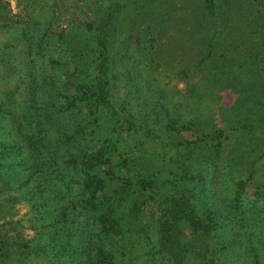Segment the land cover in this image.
<instances>
[{
  "label": "trees",
  "instance_id": "1",
  "mask_svg": "<svg viewBox=\"0 0 264 264\" xmlns=\"http://www.w3.org/2000/svg\"><path fill=\"white\" fill-rule=\"evenodd\" d=\"M174 1L16 0L11 14L0 0L13 44L0 46V78L15 74L0 92V196L27 208L18 221L0 209L13 233H0V264H264V0ZM123 25L153 36L156 57L175 32L165 67L194 68L169 96L147 67L142 117L116 89ZM223 108L213 132L181 123ZM219 168L227 185L211 201Z\"/></svg>",
  "mask_w": 264,
  "mask_h": 264
},
{
  "label": "rangeland",
  "instance_id": "2",
  "mask_svg": "<svg viewBox=\"0 0 264 264\" xmlns=\"http://www.w3.org/2000/svg\"><path fill=\"white\" fill-rule=\"evenodd\" d=\"M3 1L8 4L6 8L7 11H10L11 14L16 13L17 11L16 10V0H3ZM187 1L188 0H176L173 2V5L175 6L176 10L184 9ZM161 3L165 5L163 0ZM141 11H143L141 8H137L136 10H134L133 13L135 14L136 18L139 17L140 19L139 22L137 23L135 22V23L138 27L142 26L144 29H146L149 25V20L147 19L146 21H144V19H141V16H142ZM120 29H121L120 34L122 35V43L124 45L120 46L119 48L120 51L118 52L119 54H117L114 58L113 72L115 73L117 80L120 82L116 84V89L118 93H120L123 96L122 93H125V89L128 87V89L131 92L129 96L127 97L131 103L130 113L131 115H138L142 117V115L139 112V108L136 107L138 105V100L141 98L143 91H145L147 88L152 89V86H151L152 82L149 78L150 74L147 75L148 74L147 67L152 66L155 68V71L150 72L152 74V77L154 78L155 89L162 91L164 95L170 96V94L172 93H178L185 88V85L190 84V82L186 80L184 76L182 75L185 69L183 70V68L182 67L180 68L179 66L175 69H167L164 65L165 61L168 59V56L171 57V53L178 50L180 48L179 45L182 46L183 44L181 43L180 40H179L180 42H178L177 39L175 40L173 39V35H176V34L175 32H172L171 36H168L166 38L162 37L160 41L157 40L158 42L154 44V45H158V48H160L159 53L156 57L153 54V52L149 53V51L151 50L150 42L151 41L154 42V39H151V37L153 36H142V37L134 36L133 38L132 37L129 38L128 26L125 27L123 25L121 26V28H119V30ZM178 29L179 28L177 27V30ZM9 40H10V36L8 35V33L4 34L0 32V46L5 45L7 43H8L7 45L12 46L13 44ZM123 53H125V57L127 58L126 61L127 62L130 61V65L128 64L126 65L125 59H121V55H123ZM15 59H16V62L19 60V58L16 57L12 59V61H14ZM218 68H217V71H221ZM205 69L207 68L205 67ZM185 71L187 72V74L189 73L191 74L194 71V68H191V69L188 68ZM199 71L201 70L199 69ZM202 72L203 74L205 73V71H202ZM1 74L2 72L0 71V75ZM2 76H4V79L2 80L0 78V92L6 89H10L12 87L11 80L13 79L15 74L6 73V74H3ZM148 81L150 84H148ZM222 83H224V81ZM213 89L218 94L221 93V96L223 95L220 100V104L222 106L223 105L227 106L230 102H232L233 95L228 93V91L221 89L219 87L213 88ZM213 89L211 90L212 92H213ZM207 90L208 88H206V96H207ZM134 93L137 95H135ZM218 94H214V95H218ZM189 95L193 97L191 92L189 93ZM16 100L17 102H20L17 96H16ZM220 104L215 103L217 107ZM190 106H178V107L181 109V114H184L182 113V111L186 110V108H189ZM202 110H203V107L201 111ZM186 115L189 116V118H186L187 116L182 115L183 119L181 120V123H186L189 121L193 123L195 126L197 124V127L201 128L200 130L210 133V132H213L216 127V124L210 121H214L215 118H217V120L220 123L227 124L228 120H226V117L230 116V113H228V111H224V108H223L222 110H219V112L214 117L213 116L209 117L205 115L204 117H201V115L197 111H194L193 114H190V115L186 114ZM221 115H224L222 116V119H221ZM220 123L217 124L219 127L221 126ZM182 137H184V139H187V140L191 139L189 133L184 134V136ZM172 140L175 141V143H177V140L175 139H172ZM224 145H227V143H225ZM150 149L155 152H159L160 150L159 146H155L154 148L150 147ZM238 150L239 148L235 149L234 152H237ZM227 154H231V153L228 151ZM167 158H168V155L166 154L165 156L166 161H167ZM204 163H205L204 165H207V163L209 162L206 159V162ZM262 164L264 168V160ZM221 173H223L222 169L219 168L218 170L215 171V173L208 180L207 185L211 193L209 194V198H211V201L217 200L219 195L222 193L225 186L227 185V182H226L227 179L222 178ZM203 178L206 180L208 179L206 178V176ZM6 197L7 195L0 196V209L6 210L8 207H12V211L15 213L13 217V221H18L21 219L25 220L26 219L25 213L27 211L26 206L23 204L21 205L14 204L13 202L7 204L5 201ZM9 228H10L9 226L3 225V227L0 228V233L9 232V236H12L13 233L11 231H8ZM23 233L28 238L30 237V235H32L31 232H29L28 230ZM224 261L225 260H222L223 263Z\"/></svg>",
  "mask_w": 264,
  "mask_h": 264
}]
</instances>
